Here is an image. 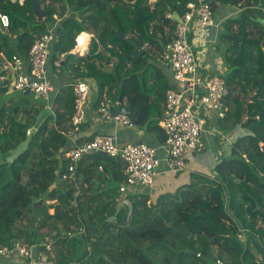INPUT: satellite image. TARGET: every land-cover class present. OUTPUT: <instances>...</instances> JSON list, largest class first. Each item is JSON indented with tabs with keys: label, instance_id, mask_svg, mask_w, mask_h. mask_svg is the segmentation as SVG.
<instances>
[{
	"label": "trees",
	"instance_id": "trees-1",
	"mask_svg": "<svg viewBox=\"0 0 264 264\" xmlns=\"http://www.w3.org/2000/svg\"><path fill=\"white\" fill-rule=\"evenodd\" d=\"M19 1L0 0V14L11 20L5 33L0 27V54L27 60L35 40L61 19L49 63L69 82L41 123L45 107L33 104L31 94L0 99V157L26 144L11 163H0V249L26 247L56 264H122L118 251L135 264H258L264 255V25L257 13L264 0H211L214 13L219 5L241 11L223 24L217 51L228 68L221 74L229 89L221 128L242 126L247 135L211 173L193 172L172 191L142 187L122 203L120 158L87 154L72 180L60 179L70 164L74 88L94 79L98 104L120 101L163 145L160 122L171 84L160 61L176 23L197 0H39L44 19L32 0ZM83 32L93 35L89 53L57 66ZM128 40L139 45L140 57ZM7 263L14 261L0 255V264Z\"/></svg>",
	"mask_w": 264,
	"mask_h": 264
},
{
	"label": "built area",
	"instance_id": "built-area-1",
	"mask_svg": "<svg viewBox=\"0 0 264 264\" xmlns=\"http://www.w3.org/2000/svg\"><path fill=\"white\" fill-rule=\"evenodd\" d=\"M214 17L211 0H197L189 4L188 11L176 23L173 39L165 46L160 63L172 72L174 85L167 93L163 119L160 122V127L166 135V141L160 150L162 155L159 154V148L151 147L142 141L120 145L113 136H96L92 141L82 146H74L65 153V159L69 160L70 164L68 170L60 175L61 181L74 178L78 162L91 150L120 158L126 165V180L120 186V203L128 193L138 191L142 187L152 188L156 172L162 164L166 165L167 173L172 175L186 170L189 153L201 151V135L211 119L210 115L213 113L218 120H222L228 112L226 100L229 97V89L219 73L223 65L222 60L214 61L211 65L206 59L210 50L208 29L214 24ZM10 22L9 15L0 14L2 28H9ZM57 39L54 26L48 33L35 40L26 62L29 67L27 71L24 70L25 63L22 59L13 58V67L17 71L15 91L21 94L30 93L47 101L50 99L53 88L48 79V66L51 46ZM197 44L206 46L201 50V55ZM90 90L91 82L82 80L76 83L72 128L67 133L70 139L81 132ZM118 106H121V111L113 117L112 113ZM97 112L105 121H115L123 127H135L128 109L123 107L120 101L102 100ZM35 130L36 127L29 128L28 137H31ZM263 146L261 143L260 147ZM100 169L102 170V167ZM0 255L7 260L24 258L28 264H56L46 253H36L26 247H17L14 250L2 248ZM258 264H264V256Z\"/></svg>",
	"mask_w": 264,
	"mask_h": 264
},
{
	"label": "crops",
	"instance_id": "crops-1",
	"mask_svg": "<svg viewBox=\"0 0 264 264\" xmlns=\"http://www.w3.org/2000/svg\"><path fill=\"white\" fill-rule=\"evenodd\" d=\"M19 2L20 4H23L24 0H20ZM247 10L248 9H245L244 11H247ZM240 13L241 11L237 8L223 6V5L218 6L216 13H215L216 15L214 17V24L208 29V35H209V40H210V45H209L210 50L208 54L206 55V59L209 60L211 65H213L212 62L214 61L222 60V57L219 55L217 49H218V44H219V37L222 33L223 24L225 23V21L231 18H236ZM257 15H258L257 16L258 22L264 25V9L259 8V12L257 13ZM55 17L57 18V16ZM60 22H61V19H57L56 24L53 26H49V28L51 29L55 26V30H56V27L57 25L60 24ZM1 31L3 33L6 32L4 28H2ZM22 32L23 31L17 32L16 35L22 34ZM89 36L91 37L90 41L88 39ZM7 37L10 41L16 40L17 38L15 35H11V34H8ZM79 38H82L83 42H79L78 41ZM92 39H93V35L86 33V32L81 33L76 39V48L71 51L73 53L72 55H77L81 57L87 55L90 51ZM54 44H56V42H54ZM53 45L51 46V50H52ZM6 48L7 47L5 46V50ZM79 50L81 52H79ZM62 58L63 56L61 57V59ZM26 62L27 60L24 61L25 71H27L29 68ZM223 66L224 65H222V67ZM164 68L165 67L160 66V70L163 74H166L165 76H167L168 73L171 74V78H169L168 76L167 79L170 82L171 87H172L174 85L172 72L169 69L167 68L164 69ZM3 72H5V75L3 74ZM16 76H17V71L13 67V62L9 61L6 58V55L4 53H1L0 54V83L3 81H5L6 83L0 86V88L9 87L12 89L15 86ZM48 79L53 88L50 99L47 101L42 97L41 98L43 100L42 99L35 100L34 98H32L33 104L35 103L34 101H38L35 104H40L47 109L40 116L39 123L43 122L48 116L53 114V110H52L53 100L58 94L59 90L62 88V86H64L66 83L69 82V76L62 74L61 72H54L50 63L48 66ZM85 80L91 82V90L88 96L87 107H86V117L81 126V132L73 136L72 139H70L68 136L69 143H70L69 148H73L74 146H77V147L82 146L85 143L90 142L96 136L105 135V136H113L117 140L118 144L120 145H123L131 141L133 142L142 141V142L147 143L151 147L159 148V151L161 150L162 144L159 142V139L157 138V136L147 131L146 128H141L140 126L134 127V128H128V127H123L120 124H117L115 121H105L97 112V108L100 104V103L98 104L99 102L98 84L96 83L94 79H85ZM13 94H14V90L9 92V94L7 95H2L0 93V99L4 103H9L10 98H14ZM210 116H211V119L208 120L206 127H205V131H203L201 135V151L189 153V160H188L186 170L178 175H172V174L167 173L166 165L162 164L156 172L154 186L151 189H154L155 186H158V184L161 183L160 181H164L166 183L164 185L165 187L167 186V183L168 185L170 184L173 186V189L169 191L174 190L179 185L187 184L190 181L191 173H193V172L188 173L190 162L196 157L198 153H202L204 151V153H202V156L198 158V160L200 164L211 167L210 173L213 171L214 167L217 164H219L223 159L231 157L232 151L235 147L237 140L239 139V137L247 135L248 131L244 129L242 126L234 130H231V131L223 130L221 128L222 120H218L215 117V114L213 113ZM19 147H22L21 152H23V150H25L26 148V144H22ZM21 152H18L17 155H15L17 151L9 152L6 155H1L0 163H11L16 158V156H18ZM159 154H161V151ZM197 165L201 166L199 164Z\"/></svg>",
	"mask_w": 264,
	"mask_h": 264
},
{
	"label": "rangeland",
	"instance_id": "rangeland-1",
	"mask_svg": "<svg viewBox=\"0 0 264 264\" xmlns=\"http://www.w3.org/2000/svg\"><path fill=\"white\" fill-rule=\"evenodd\" d=\"M244 13H246V14H248V11H244ZM252 13H256V11H252ZM198 45V51H199V53H200V55H201V50H204L205 49V47L206 46H201V45H199V44H197ZM79 52H81L80 50H79ZM165 69V68H164ZM228 72V68H227V66L225 67V66H223V67H221V69H220V71H219V73L220 74H224V73H227ZM164 75H166V74H164ZM168 76H169V78H171V74L170 73H168L167 74V78H168ZM20 92H18V91H15L14 90V94H13V96L14 97H17L18 99H20L19 98V96H20ZM31 98H34L35 100H38V99H42L41 97H39V96H34V95H31ZM33 100V99H32ZM43 100V99H42ZM35 103H37L38 101H34ZM34 103V104H35ZM40 103V102H39ZM36 105H39V104H36ZM45 110H47L46 108H45ZM45 110L43 111V113L45 112ZM23 147H24V145H23ZM15 151H17V153L15 154V155H17L18 154V152H21L22 151V147H19L17 150H15ZM14 151V152H15ZM202 153H204V151L202 152ZM202 153H198L197 155H196V157L190 162V166H189V170H188V173H191V172H197V173H200V174H209L210 173V169H211V167H208V166H206V165H202V164H200L199 163V160H198V158H200L201 156H202ZM14 155V156H15ZM197 164H199V165H201V166H198ZM161 183L160 184H158V186H155L154 187V190L156 189H158V190H160L161 192L162 191H168V190H171V189H173V186L172 185H168V183H167V186L165 187L164 185L166 184L164 181H160ZM110 185H112L111 183H109L107 186H110ZM110 187H112V186H110ZM8 250V248H4V250ZM117 257H118V259L120 260V262L122 263V264H132V263H134V262H132V261H128V259H127V257L125 256V254L122 252V251H118V253H117ZM15 263H18V264H20L21 263V261H23V262H25V263H29L26 259H24L23 258V260L22 259H18V258H13L12 259ZM6 261V260H5ZM22 264V263H21ZM135 264V263H134Z\"/></svg>",
	"mask_w": 264,
	"mask_h": 264
},
{
	"label": "water",
	"instance_id": "water-1",
	"mask_svg": "<svg viewBox=\"0 0 264 264\" xmlns=\"http://www.w3.org/2000/svg\"><path fill=\"white\" fill-rule=\"evenodd\" d=\"M13 2H15V0H13ZM32 3H33V6H34V9H35V14L37 15V16H39V17H41V18H44V15H43V13H42V10H41V5H40V2H39V0H32ZM128 42V44L130 45V46H132L133 48H135V54H134V57L135 58H138V57H140L141 56V53H140V47H139V45L135 42V41H132V40H128L127 41ZM72 52H70V53H66V54H64L63 55V58L60 60V62L57 64L59 67H62L64 64H65V60L66 59H68L70 56H72ZM4 83H6L5 81H3V82H1L0 83V86H2V85H4ZM25 95H30V93H26ZM120 111H121V106H118L117 108H116V110H114L113 111V113H112V116L113 117H116L119 113H120ZM128 113H129V117H130V119H131V122L133 123V125L135 126V127H138L139 126V118H133L132 117V114H131V109L129 108L128 109ZM95 153H97V154H100V155H103V156H108L106 153H104V152H101V151H94V150H91V151H88V155H90V154H95ZM86 154H84L83 156H85Z\"/></svg>",
	"mask_w": 264,
	"mask_h": 264
},
{
	"label": "bare ground",
	"instance_id": "bare-ground-1",
	"mask_svg": "<svg viewBox=\"0 0 264 264\" xmlns=\"http://www.w3.org/2000/svg\"><path fill=\"white\" fill-rule=\"evenodd\" d=\"M80 37H81V36H80ZM88 39H89V41H90V40H91V37L89 36V38H88ZM78 41H79V42H83V41H82V38H79V40H78ZM79 44H80V43H79ZM81 44H82V43H81ZM83 47H84V46H83ZM83 49H84V48H83Z\"/></svg>",
	"mask_w": 264,
	"mask_h": 264
}]
</instances>
